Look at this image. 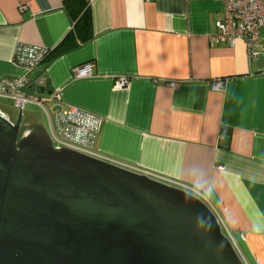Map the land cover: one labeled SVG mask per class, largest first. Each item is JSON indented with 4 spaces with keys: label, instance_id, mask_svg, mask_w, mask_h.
Here are the masks:
<instances>
[{
    "label": "crops",
    "instance_id": "0c3cea01",
    "mask_svg": "<svg viewBox=\"0 0 264 264\" xmlns=\"http://www.w3.org/2000/svg\"><path fill=\"white\" fill-rule=\"evenodd\" d=\"M222 19L214 0H0V79L22 76L18 45L47 48L50 112L102 119L96 153L194 189L264 264V32L252 54L212 44ZM82 64L91 76L74 79Z\"/></svg>",
    "mask_w": 264,
    "mask_h": 264
},
{
    "label": "water",
    "instance_id": "95a60500",
    "mask_svg": "<svg viewBox=\"0 0 264 264\" xmlns=\"http://www.w3.org/2000/svg\"><path fill=\"white\" fill-rule=\"evenodd\" d=\"M16 111L0 114V264H245L201 199L55 150Z\"/></svg>",
    "mask_w": 264,
    "mask_h": 264
},
{
    "label": "built area",
    "instance_id": "2783aa9c",
    "mask_svg": "<svg viewBox=\"0 0 264 264\" xmlns=\"http://www.w3.org/2000/svg\"><path fill=\"white\" fill-rule=\"evenodd\" d=\"M214 1L222 2L223 19L215 24V31L209 37L210 42L216 45L226 44L232 47L236 40L241 39L246 42L247 49L252 54L251 45L256 43L258 37L264 32V0ZM49 53L50 51L44 47L18 45L14 53V63L22 69L23 74L19 77L0 79V98L14 101L16 109L21 111H23L26 104H33L40 107L47 116V134L53 149L72 150L89 157L107 161L170 186L183 189L201 199L213 210L205 197L186 185L169 181L160 175L102 157L96 153L94 151V141L102 122V119L99 117L72 106L64 110L59 109L49 113L43 105L45 100L38 94V89L44 81L43 69L40 68V65ZM91 74L92 69L89 64H82L74 68L72 72L74 79L87 78ZM126 82L124 78L118 79L115 82V87H123L126 85ZM210 86L213 90L219 91L222 89L223 84L221 81H214ZM55 99H58L57 95L49 97L50 101ZM213 213L222 231L225 230L226 232L224 233L223 231V233L226 234L240 254L237 239L242 241L245 235L240 233L233 236L226 230L224 221L220 215L215 210H213Z\"/></svg>",
    "mask_w": 264,
    "mask_h": 264
},
{
    "label": "rangeland",
    "instance_id": "374dc122",
    "mask_svg": "<svg viewBox=\"0 0 264 264\" xmlns=\"http://www.w3.org/2000/svg\"><path fill=\"white\" fill-rule=\"evenodd\" d=\"M43 105L44 108L49 113H51L50 112L51 107L49 103L44 102ZM0 111L10 116L11 119L15 117L16 113L18 114V111H16V109L14 108V101L3 98H0ZM30 121L38 122L39 124H41L43 128L48 129L46 115L43 112V110L36 105L26 104L23 109L22 124L24 125L25 122H30Z\"/></svg>",
    "mask_w": 264,
    "mask_h": 264
},
{
    "label": "trees",
    "instance_id": "16d2710c",
    "mask_svg": "<svg viewBox=\"0 0 264 264\" xmlns=\"http://www.w3.org/2000/svg\"><path fill=\"white\" fill-rule=\"evenodd\" d=\"M49 56H50V53L48 54V56L47 57H45V59L42 61V63L41 64H43L48 58H49Z\"/></svg>",
    "mask_w": 264,
    "mask_h": 264
}]
</instances>
